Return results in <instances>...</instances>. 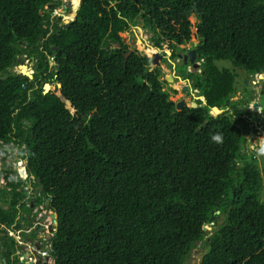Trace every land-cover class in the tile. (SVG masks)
<instances>
[{"label": "trees", "instance_id": "obj_1", "mask_svg": "<svg viewBox=\"0 0 264 264\" xmlns=\"http://www.w3.org/2000/svg\"><path fill=\"white\" fill-rule=\"evenodd\" d=\"M62 5L0 0V161L3 145L19 147L57 214L55 264H183L213 211L223 218L200 264H264L262 178L241 148L248 116L231 99L235 73L215 64L264 82V0H80L65 28ZM191 16L200 71L178 69L206 103L176 110L161 69L119 34L142 18L174 58ZM21 55L36 61L32 80L13 71ZM1 174L0 231L18 195L17 171Z\"/></svg>", "mask_w": 264, "mask_h": 264}, {"label": "rangeland", "instance_id": "obj_2", "mask_svg": "<svg viewBox=\"0 0 264 264\" xmlns=\"http://www.w3.org/2000/svg\"><path fill=\"white\" fill-rule=\"evenodd\" d=\"M63 5L61 8L54 9L56 12H64L65 17H69L76 13L75 6L79 5L80 0H62ZM115 2V0H113ZM51 10L50 5L47 8ZM73 18V17H72ZM72 18H62L60 24L67 21H71ZM190 22L192 23L191 38L187 43L179 45L178 54L180 57H172L171 53H167L166 49H158L153 46L152 32L141 26L138 22L135 25H130L125 31L119 35L126 43L129 49L135 50L140 54L146 55L149 58L150 68L159 67L162 71V86L163 90L169 93V99L175 103L183 100L185 104H189L191 100H198L197 93L192 88L191 81L182 76L178 66L183 62L182 56L194 47L195 43L199 42V37L196 35L197 20L194 16H191ZM155 49V50H154ZM20 64L13 67L15 73H20L24 77H28L32 80V75L35 71V59H27L25 55H21ZM53 58H51L52 60ZM186 63H189L188 61ZM215 64L218 68H228L232 70L236 75L235 87L236 91L231 97L232 100H241L240 108L248 116V123L246 127L248 134L244 132L245 141L242 143V152L246 154L247 161L253 165L261 173V187L258 192L259 201L264 203V175L262 170L264 168V152L261 151L264 136V86L262 78L257 75L247 76L245 72L239 67H233L228 60H217ZM200 66L193 68L188 64L187 71H200ZM168 74L172 75V79L166 80ZM203 103V102H202ZM256 108L258 111H252ZM225 110H229L228 107H224ZM231 112V110H229ZM262 112V113H260ZM214 116V115H212ZM241 127V124L238 123ZM6 150L3 155V161H0V189L4 186V180L2 178L1 169L4 164L8 169L17 171L24 165L23 160L19 157L20 148L15 145H3ZM0 207L5 208L6 205L0 202ZM53 212V211H52ZM222 215L218 211L212 212V217L205 224L202 225L203 239L197 241L190 253L184 258L183 264H200L203 254L207 251L208 247L204 242V239L211 235L217 224L222 221ZM53 226L56 229V222H53ZM54 229V230H55Z\"/></svg>", "mask_w": 264, "mask_h": 264}, {"label": "flooded vegetation", "instance_id": "obj_3", "mask_svg": "<svg viewBox=\"0 0 264 264\" xmlns=\"http://www.w3.org/2000/svg\"><path fill=\"white\" fill-rule=\"evenodd\" d=\"M22 167L23 172H17L16 202L9 208L12 221L0 231V264H55V217L33 176Z\"/></svg>", "mask_w": 264, "mask_h": 264}, {"label": "water", "instance_id": "obj_4", "mask_svg": "<svg viewBox=\"0 0 264 264\" xmlns=\"http://www.w3.org/2000/svg\"><path fill=\"white\" fill-rule=\"evenodd\" d=\"M79 7H80V2H79V6H78L77 10L79 9ZM77 10H76V11H77ZM56 13H57V12H56ZM75 17H76V13H74L72 20H74ZM72 20H71V21H72ZM139 21H140V25L143 26V24H144L143 19H142V18H139ZM69 22H70V21H67V22L63 23V24H62V27H63V28L67 27V25L69 24ZM196 45H197V43L194 44V47H193L192 49H190V50L187 52V54H185V55L182 56L183 61H184V62H187V61H188V62H189V65H191L193 68H197L198 66H200V62L196 60V49H195ZM52 48L54 49V48H56V46H53ZM130 52H132V49H129L128 53H130ZM166 52H167V53H171L169 49H166ZM128 53H127V54H128ZM178 57H180V54H178ZM17 60H18V63L20 64V62H21V61H20V57H18ZM257 76H258L259 78H262V77H263L262 74H258ZM170 79H172V75H171V74H168V75L166 76V80L169 81ZM48 88H49V85H48V84H45V91H47ZM194 90H195V92H198L197 89H194ZM197 99H198V100H201V101L203 102L202 104H205V103H206V102H205V99H204L203 96H198ZM183 106H188V107H190V108H195V107L198 106V103H197L196 100H194V99L191 100V101L189 102V104H185L183 100H180V101H178L177 103H175V108H176V110H181ZM210 109H214L215 111H217V114L214 115V117L217 116V115H219V114H221V113H223V112L225 111L224 108H219V107H217V106H212ZM260 113H262V112H260ZM209 114L212 116V114H211L210 112H209ZM262 114H263V113H262ZM206 122H207V120L204 121V123H206ZM23 169H24V167H22V168H20V169L18 170V171L20 172V174H21V170H23ZM52 215L55 217V222H56V224H57V214L53 211V212H52ZM196 242H197V241H195V243H196Z\"/></svg>", "mask_w": 264, "mask_h": 264}, {"label": "clouds", "instance_id": "obj_5", "mask_svg": "<svg viewBox=\"0 0 264 264\" xmlns=\"http://www.w3.org/2000/svg\"><path fill=\"white\" fill-rule=\"evenodd\" d=\"M213 140L216 141V142H220L221 141V137L220 136H213ZM261 151L264 152V144H262V147H261Z\"/></svg>", "mask_w": 264, "mask_h": 264}, {"label": "bare ground", "instance_id": "obj_6", "mask_svg": "<svg viewBox=\"0 0 264 264\" xmlns=\"http://www.w3.org/2000/svg\"><path fill=\"white\" fill-rule=\"evenodd\" d=\"M78 6H79V5L75 6V8H74L75 11L77 10ZM72 17H73V16H69V17H66V18H72ZM154 50H155V49H154ZM22 172H23V170H21V173H22Z\"/></svg>", "mask_w": 264, "mask_h": 264}]
</instances>
